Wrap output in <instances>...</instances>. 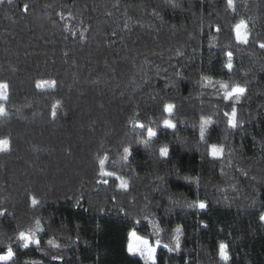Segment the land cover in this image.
Here are the masks:
<instances>
[{"label": "trees", "instance_id": "trees-1", "mask_svg": "<svg viewBox=\"0 0 264 264\" xmlns=\"http://www.w3.org/2000/svg\"><path fill=\"white\" fill-rule=\"evenodd\" d=\"M234 6L0 4V83L9 85L0 139L10 140L0 152V206L8 209L0 217V255L14 252L7 264H146L127 250L131 231L160 241L155 264H264V0ZM241 20L247 43L236 39ZM222 83L245 88L236 127L224 115L235 100L223 99ZM149 127L157 135L145 147L137 141L148 140ZM212 145L222 153L213 157ZM105 155L103 170L112 176L100 174ZM31 196L40 201L35 208ZM199 202L207 208L189 207ZM37 219L40 246L23 248L15 237Z\"/></svg>", "mask_w": 264, "mask_h": 264}, {"label": "snow or ice", "instance_id": "snow-or-ice-1", "mask_svg": "<svg viewBox=\"0 0 264 264\" xmlns=\"http://www.w3.org/2000/svg\"><path fill=\"white\" fill-rule=\"evenodd\" d=\"M9 3H11V0H8ZM4 0H0V4H3ZM28 6L25 5L24 6V10L27 11ZM227 8L231 9L233 11H235V6H234V0H227ZM247 25L245 24V22L243 20L240 21V23H238L235 26V32H236V39L242 43H247V39L245 36H243L241 34V29H246ZM219 30V29H217ZM113 35H115V33H113ZM259 47L261 49H264V43L259 44ZM228 56V63L225 65L227 67V69L229 71L232 70L233 65L231 63V57H232V53L228 52L227 53ZM53 84L55 83L54 81L52 82ZM40 85L38 84L37 87H39ZM9 85L7 83H0V100H7V95H6V90L8 89ZM221 88L225 89L224 91V96L223 99L226 101L229 100H235V102L231 105V113H227L225 112V116H228V124L232 127H236L237 126V120H236V116H237V109L235 104L239 102V99L241 96H243L245 94V88L241 87L239 85H233L231 90H227L228 86L226 84H221ZM57 104H54L52 106V116L53 118H55L56 116V108L58 106ZM173 105L168 104L165 106V111L171 113L173 110ZM7 116V112L5 110V108L3 106H0V117H6ZM164 126L167 128H174L175 125L168 119H165L163 121ZM211 123L210 120L207 121H202L201 122V127H200V138L201 140H204L205 138V132H206V128L207 126ZM139 127L143 128L144 125L140 124ZM157 135L156 131H154L151 127H149L147 129V136H148V140H139L137 141V143H143L145 147L149 146V141L151 140V138L155 137ZM10 147V140L9 139H0V152L3 151H7L9 150ZM223 149L217 147L216 145H212L211 146V155L213 157H216L218 155H220L222 153ZM124 155H123V160L127 161L128 156L131 155L132 149L131 147H125L123 149ZM160 155L161 156H167L168 155V148L165 147H161L160 148ZM108 159V157L105 155L103 159H101L99 161L100 166H101V172L100 174L102 176H112L114 175V173L111 172H105L103 170V166L105 164V161ZM117 179H120L119 177H117ZM104 183H107V180L104 181ZM121 188H126L127 187V182L126 181H121L120 184ZM31 200V206L33 208L37 207L40 204V201L36 199L35 196H31L30 197ZM189 207H198L201 210H204L207 208V205L204 202H199L198 204H190ZM8 212V209L5 207L0 206V217L5 216V214ZM260 221L262 223H264V215L260 216ZM206 227V225H205ZM42 227H41V221L39 219H37L35 221V226L32 228L27 229L26 231H20L17 236L15 237L16 240L22 242V247L23 248H28L30 245H35L36 247L40 246V240L35 238V233L37 231H42ZM176 233H177V237H176V245H175V249L179 250L180 247V243H179V234L181 233V229L179 227L176 228ZM8 239H12L11 237H9ZM47 243L51 246L54 247H59V245H57L55 243V241L53 239H49L47 241ZM160 245V241L157 240L156 241V246H153L149 243V241L145 238L139 237L137 236V234L135 232L130 233V239H129V243H128V252L132 255H136L139 254L146 262V264H148L149 261L152 262V264H155V259H154V255L156 252V247H158ZM164 247L168 248L169 252L173 251V248L168 247V245H164ZM227 245L223 242H221L219 244V257L221 261L227 262L229 260V255L227 253ZM14 257V252L12 250L11 247H8L6 254L4 255H0V261L5 262V264H7L8 261L13 260ZM53 259H56V257H53Z\"/></svg>", "mask_w": 264, "mask_h": 264}, {"label": "rangeland", "instance_id": "rangeland-1", "mask_svg": "<svg viewBox=\"0 0 264 264\" xmlns=\"http://www.w3.org/2000/svg\"><path fill=\"white\" fill-rule=\"evenodd\" d=\"M241 31H242V29H241ZM241 34L243 35V36H245L246 38H247V36L246 35H244L242 32H241ZM132 232H135V231H131V233ZM136 233V232H135ZM137 234V233H136ZM137 236H139V237H142V236H140V235H138L137 234ZM142 238H144V237H142ZM146 239V238H145ZM148 240V239H147ZM149 241V240H148ZM149 243L151 244V245H153V246H156V244H153V243H151L150 241H149ZM158 247H156V249H157ZM139 255V254H138ZM154 259H155V255H154ZM149 262H151V261H149Z\"/></svg>", "mask_w": 264, "mask_h": 264}]
</instances>
